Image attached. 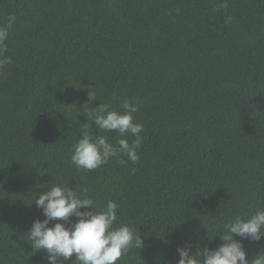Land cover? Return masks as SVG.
Wrapping results in <instances>:
<instances>
[{"label": "trees", "instance_id": "1", "mask_svg": "<svg viewBox=\"0 0 264 264\" xmlns=\"http://www.w3.org/2000/svg\"><path fill=\"white\" fill-rule=\"evenodd\" d=\"M223 2L0 0V26L16 17L0 71V264H45L27 232L54 184L119 205L115 226L143 242L119 264H176L178 247L215 249L235 215L264 209V0ZM124 99L144 129L139 162L78 170L86 117ZM243 245L250 258L264 238Z\"/></svg>", "mask_w": 264, "mask_h": 264}, {"label": "clouds", "instance_id": "2", "mask_svg": "<svg viewBox=\"0 0 264 264\" xmlns=\"http://www.w3.org/2000/svg\"><path fill=\"white\" fill-rule=\"evenodd\" d=\"M219 7L226 8L227 0ZM15 19L14 15H9L6 23L0 26V71L11 63L4 52L8 30ZM89 100H97L94 93L89 92ZM120 108L121 111L113 110L110 104L100 101L86 117V122L80 124V137L72 146L70 158L78 170H96L110 158H116L122 164L139 162L144 129L142 124L134 122L133 114L138 108L129 99L122 100ZM98 133H115V143L110 142L107 135ZM128 137L133 139L129 141ZM122 157H127V161ZM86 191L82 194L68 185L54 184L32 199L44 219L32 222L27 237L34 252L45 253V264H66L73 256L72 264H119L130 249L143 246L140 235L132 227L115 226L119 208L116 202L109 200L98 208ZM72 217L76 218L75 222H71ZM221 233L223 242L215 249L207 245L201 247L199 238L193 246L178 247L176 264H264V248L246 258L243 245L244 240L259 242L264 238V209H258L254 214L235 215L224 224ZM234 236L240 239H234Z\"/></svg>", "mask_w": 264, "mask_h": 264}]
</instances>
